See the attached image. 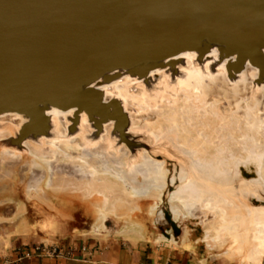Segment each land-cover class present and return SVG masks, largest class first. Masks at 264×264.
<instances>
[{
    "label": "bare ground",
    "instance_id": "obj_1",
    "mask_svg": "<svg viewBox=\"0 0 264 264\" xmlns=\"http://www.w3.org/2000/svg\"><path fill=\"white\" fill-rule=\"evenodd\" d=\"M221 52L216 44H208L151 66L104 74L93 86L105 108L102 115L112 118L105 125L89 122L75 108L48 107L43 112L45 124L39 126L33 118L1 113L0 161L20 163L23 171H37L44 165L45 188L54 190L59 189L52 181L56 174L92 181L102 173L137 197L158 193L173 217L199 216L200 220L191 219L202 221L201 225L215 224L204 230V240H228L229 260L264 264V81L247 60L239 63L235 55L226 57ZM217 96L221 99H213ZM178 103L184 108L180 116H186V124L196 120L181 128L182 144L176 141L175 125L154 132L137 123L136 117L143 113L166 121ZM206 128L210 133L202 132ZM234 131L240 137L235 150L244 154L235 160L234 146L228 144ZM21 132L29 137L11 146ZM247 167L255 168L257 176L243 178L240 169ZM31 179L35 182L30 180L26 190L42 192L38 179ZM84 195L101 198L100 217L114 214L108 210L105 194L86 191ZM160 214L163 219L162 209Z\"/></svg>",
    "mask_w": 264,
    "mask_h": 264
},
{
    "label": "water",
    "instance_id": "obj_2",
    "mask_svg": "<svg viewBox=\"0 0 264 264\" xmlns=\"http://www.w3.org/2000/svg\"><path fill=\"white\" fill-rule=\"evenodd\" d=\"M208 44L264 81V0H0V114L39 126L75 108L104 124L98 78Z\"/></svg>",
    "mask_w": 264,
    "mask_h": 264
},
{
    "label": "crops",
    "instance_id": "obj_3",
    "mask_svg": "<svg viewBox=\"0 0 264 264\" xmlns=\"http://www.w3.org/2000/svg\"><path fill=\"white\" fill-rule=\"evenodd\" d=\"M2 189L0 186V264L14 260V248L38 243L87 246L92 250L86 260H80L76 253L73 259L31 258L10 264H214L201 253L195 241L185 238L170 241L148 228L104 225L107 214L100 217L98 212L95 219L99 225L86 228L80 210L64 211L56 203L47 206L11 196ZM84 191L80 190L82 196ZM96 197L91 198L93 208Z\"/></svg>",
    "mask_w": 264,
    "mask_h": 264
},
{
    "label": "rangeland",
    "instance_id": "obj_4",
    "mask_svg": "<svg viewBox=\"0 0 264 264\" xmlns=\"http://www.w3.org/2000/svg\"><path fill=\"white\" fill-rule=\"evenodd\" d=\"M256 98H259L257 95ZM220 100V96L216 98ZM259 100V99H258ZM220 102V101H219ZM219 105L218 107H220ZM175 114H172L168 118V120L154 119L152 115L148 114H140L137 118V123L139 125H143L146 127V130L150 131H158L166 132L169 128H173L178 133V138L176 139L179 144H182L183 141L180 137L183 135L181 133L182 127H189L188 125H192L196 120H191L190 123L186 124V116H180L181 112H184V108L180 103L175 106ZM230 121L228 116V122ZM109 121L104 122V125ZM239 126L243 127V122L238 121ZM185 123V124H184ZM182 124V125H181ZM103 125V124H102ZM219 125V124H218ZM213 126V124H211ZM213 128V127H212ZM202 132H209V129H205ZM232 135V136H231ZM214 136V135H212ZM234 136V137H233ZM230 137L232 140L229 141V145L236 147L239 146L240 137L239 134L234 132H230ZM236 139V140H235ZM257 141V139H256ZM190 145H192L190 143ZM193 146V145H192ZM213 146V145H212ZM215 146V145H214ZM217 146V144H216ZM237 150V149H236ZM233 152L232 159L242 158L244 156L243 152L236 151ZM213 152V151H212ZM243 154V156H242ZM157 156V155H156ZM208 158V157H207ZM158 159H162L158 157ZM231 160V159H229ZM231 160V162L233 161ZM25 167V166H24ZM42 169L37 171H28L22 170L23 166L20 167V163H9V162H1L0 161V186L3 187V191L5 193H9L11 196H17L18 198H25L26 200H34L36 202L49 204L50 202L56 203L64 211H69L70 209H77L82 212V219L84 221V227H97L99 224L96 223L97 220L95 217L97 216L98 208L101 207V198L96 197L97 204L94 206L91 205L93 197L89 199L85 196H82L80 190H85L84 192H94L98 191L101 194H104L109 198L108 210H114V214L106 215L103 220L104 225L109 224H118V226H132L136 228L146 229L148 228L150 232L156 233L159 236L166 237L170 241L176 238H185L192 241H195L198 248H200L201 253L207 257V259L214 264H238L237 262L231 261L227 257V243L226 241H210L204 240V230L214 228L215 224H209L205 222L204 225L199 224L198 220H193L191 218L201 219L199 216H186L185 218H176L170 215L166 210V206L168 204L162 202L158 193H149L146 197H137L130 192L126 187L118 183L113 179H105L108 175L98 173L95 176L98 177L97 180H77L76 177H67L65 175L56 174L53 176V185L58 186L57 191L54 190L55 187L45 188V181L47 180V173L45 172L44 165H41ZM9 169L8 171L6 169ZM249 169V170H248ZM242 177L245 179L256 177V170L252 167L241 168ZM247 170V171H246ZM264 171V167H263ZM43 172V173H42ZM45 172V173H44ZM37 174V175H36ZM45 174V175H44ZM231 169L228 168V176H230ZM262 174V173H261ZM35 175V176H34ZM43 175L44 177H42ZM33 176V177H32ZM40 177L41 179L39 180ZM102 177V178H101ZM105 177V178H104ZM264 179V173L262 174ZM31 178L38 179L37 187L42 189V192H34L32 190L27 191L26 186L32 184L31 181L35 182ZM104 178V179H103ZM31 180V181H30ZM63 187H68L63 189ZM63 189V190H62ZM104 192V193H103ZM158 195V198H156ZM95 198V197H94ZM177 204V202H174ZM112 205V207H111ZM49 206V205H47ZM54 206V205H53ZM134 207H137L138 210H134ZM163 211V219L161 218L160 210ZM134 210V211H133ZM133 211V212H132ZM173 217V218H172ZM175 219V220H174ZM209 228H208V227ZM210 236L214 237V230L211 231ZM212 237V238H213ZM226 242V243H225ZM250 242V241H249ZM224 243V244H222ZM249 246V244L247 243ZM226 246V247H225ZM225 247V248H224ZM224 249V250H223ZM223 250V251H222Z\"/></svg>",
    "mask_w": 264,
    "mask_h": 264
},
{
    "label": "built area",
    "instance_id": "obj_5",
    "mask_svg": "<svg viewBox=\"0 0 264 264\" xmlns=\"http://www.w3.org/2000/svg\"><path fill=\"white\" fill-rule=\"evenodd\" d=\"M92 249L87 246H79L74 248L73 246L63 247L60 245H48L44 243L32 244V245H21L13 249L15 255V262L22 260H29L31 258L37 259H73L75 254H79L80 260H86L90 255ZM13 261H4L2 264H10Z\"/></svg>",
    "mask_w": 264,
    "mask_h": 264
}]
</instances>
